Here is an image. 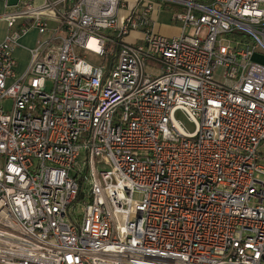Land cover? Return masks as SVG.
Returning <instances> with one entry per match:
<instances>
[{
	"label": "built area",
	"instance_id": "1",
	"mask_svg": "<svg viewBox=\"0 0 264 264\" xmlns=\"http://www.w3.org/2000/svg\"><path fill=\"white\" fill-rule=\"evenodd\" d=\"M162 1L0 0V264H264V0Z\"/></svg>",
	"mask_w": 264,
	"mask_h": 264
},
{
	"label": "rangeland",
	"instance_id": "2",
	"mask_svg": "<svg viewBox=\"0 0 264 264\" xmlns=\"http://www.w3.org/2000/svg\"><path fill=\"white\" fill-rule=\"evenodd\" d=\"M150 1L152 2V4L154 5L156 9L157 8L160 9V10L155 9L152 13V22L150 23L152 27L158 29L157 33L162 34L166 37L170 38V36H173V35L177 36L182 27V24L180 22L175 21L172 18L174 14V10L171 11V10H165L164 8H162L164 6V1L162 0H150ZM6 30L7 29H5L4 23L0 21V36L4 35ZM189 33H190V29L187 28L186 34L188 35ZM27 38H28L27 43H30L35 38V36L34 34H32L30 37H27ZM252 61L260 65H264V56L256 54L253 57ZM147 66H153V64L149 62ZM3 106L5 109H9L10 103L5 102ZM175 119L176 121L180 123V125L186 132L193 133L195 131V125L181 111L175 114ZM75 212L76 214L79 215L82 212V207H77Z\"/></svg>",
	"mask_w": 264,
	"mask_h": 264
},
{
	"label": "crops",
	"instance_id": "3",
	"mask_svg": "<svg viewBox=\"0 0 264 264\" xmlns=\"http://www.w3.org/2000/svg\"><path fill=\"white\" fill-rule=\"evenodd\" d=\"M130 4H133L134 3V1L135 0H127ZM129 4V6H131ZM3 11V7H2V4L0 3V13ZM126 12H127V9H125L124 11H122L121 13H120V15L121 16H123L124 14H126ZM5 25V24H4ZM5 29H6V26H5ZM152 30L154 31V32H156L157 33V31H158V29H156V28H154V27H152ZM7 31V30H6ZM6 31H5V33H6ZM5 33H4V35H5ZM179 33H180V31H179ZM159 34V33H158ZM4 35H2V36H0V42H1V40L3 39V36ZM160 35H162V34H160ZM164 36V35H163ZM178 36V35H177ZM28 37H30V36H28ZM172 37H176V36H170V38H172ZM31 39V38H30ZM28 42V38L26 37V38H24L23 39V41H22V43L24 44V45H26V46H28L29 45V43H27ZM15 56H16V58L18 59V63H19V66H20V68H23L24 67V65H25V63H26V52H24V50H21V49H19V50H17L16 52H15Z\"/></svg>",
	"mask_w": 264,
	"mask_h": 264
},
{
	"label": "trees",
	"instance_id": "4",
	"mask_svg": "<svg viewBox=\"0 0 264 264\" xmlns=\"http://www.w3.org/2000/svg\"><path fill=\"white\" fill-rule=\"evenodd\" d=\"M82 199V195H81V191L79 192V195L77 196V198H76V202H78L79 200H81Z\"/></svg>",
	"mask_w": 264,
	"mask_h": 264
}]
</instances>
